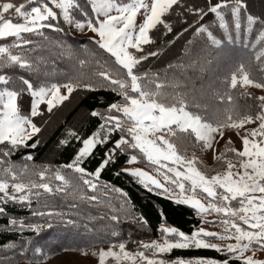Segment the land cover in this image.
Returning a JSON list of instances; mask_svg holds the SVG:
<instances>
[{"label":"snow or ice","instance_id":"obj_1","mask_svg":"<svg viewBox=\"0 0 264 264\" xmlns=\"http://www.w3.org/2000/svg\"><path fill=\"white\" fill-rule=\"evenodd\" d=\"M260 5L255 11L254 0H0V233L33 234L0 244V264L17 257L45 264L42 233L57 228L99 234L87 246L63 248L95 257L96 264H264V94L249 91L264 90V78L254 76L264 73V0ZM88 33L94 47L85 45L81 57L68 40ZM181 39L175 62L152 65ZM228 49L243 55L218 76L222 90L209 85L223 106L210 110L190 82L218 74ZM57 59L75 60L76 71L53 82ZM78 90H104L117 99L88 113L97 118L90 135L69 130L59 141L80 142L70 162L37 164L32 153L22 154L41 143L34 119L43 117L41 106L51 113ZM236 94L245 98L243 111ZM228 130L240 147L228 137L217 149ZM97 150L103 155L90 171L86 164ZM208 151L211 167L202 159ZM121 155L125 164L144 162L152 171L123 167L115 175L190 206L201 226L185 233L162 222L159 239L149 241L125 233V225L146 229L148 221L128 192L101 180ZM18 209L29 215H16ZM103 243L108 246L97 247ZM174 249H211L225 258L171 259Z\"/></svg>","mask_w":264,"mask_h":264},{"label":"trees","instance_id":"obj_2","mask_svg":"<svg viewBox=\"0 0 264 264\" xmlns=\"http://www.w3.org/2000/svg\"><path fill=\"white\" fill-rule=\"evenodd\" d=\"M212 2L215 3L216 0H212ZM260 6V0H254V10L259 11ZM188 38L190 39L191 37ZM163 39L166 38H162L161 41H158V43H162ZM68 42L78 50L77 54L81 57L87 55L86 52L80 51L84 48L85 45H87L89 49H92L94 47L88 39H79L75 36L70 38ZM184 43L185 41L183 39L178 41L176 45L171 47V49L165 50L159 60L154 59L152 61V65L156 68L162 69L166 66L167 63L175 62L178 56L181 55L183 51L182 45ZM231 50L228 51V55L229 59L232 60L231 64L233 65L238 60L235 56L236 51L239 52V58L243 55V53H241L238 49ZM43 54L49 59L53 57L52 53L45 52ZM101 58H104L103 55ZM109 63H111V61H109ZM52 67L53 66L51 64L48 65L49 70H51ZM55 68L57 70V73L53 78V82L63 80L65 78L63 73L70 74L76 71L75 60L68 61L66 59H57ZM222 71L223 72L219 71L218 74H215L217 79L215 80L214 85L210 84L209 82L210 73L206 76L200 77V80L197 76H193L192 81L190 82V85L194 84L197 88L198 95L202 94L204 102H207L210 105V110L213 107H223L222 105L216 104V102L212 98L211 90L209 89V85H211L213 88L222 90L221 86L217 82L218 76L222 77L227 72L225 68ZM220 73H222V75H220ZM263 75L264 73H256L255 78L258 80L262 79ZM201 85L204 86L203 89H201ZM115 99H117L115 94L104 90L94 93L79 90L77 92H73L68 100L64 101L62 105L52 110V112H65L72 107V109L69 111L70 113H68L64 117V119L59 120L58 124L51 130V133H48L47 137L44 140H41V143L37 146L36 149H24L22 154H27L29 152L32 153L36 163H39L41 161L46 162L47 160H49L48 158H52L51 164H53L54 166L69 163L81 144L79 141L72 139L70 140L68 145L61 146L59 145V141L66 137L69 130L76 131L80 134L81 137H87L88 135H90L97 126V118L90 117L88 113L96 108H103V106ZM22 100L25 108H28L30 106V97L25 94L22 97ZM77 100L79 101V103L75 102ZM236 102L240 110L243 111L245 107V98L240 97L238 94H236ZM41 107L44 110L43 117H36L34 119L36 122H38L39 126L44 128L45 125L49 124L48 122L50 121V115L47 113V110L44 108V106ZM80 111H83L82 118L77 122H74ZM53 115L54 113L51 115V117ZM102 155L103 152L101 150H97L95 153V157L91 158L90 162L86 164L87 168L90 171L94 170L97 161L101 159ZM20 157L21 154H17L13 157V159L18 161ZM125 159L126 157L124 155H121L117 159V162L115 164L111 165L109 168H106L101 174V180L109 183L110 185H114L115 187L122 188L124 191L128 192L132 203L135 205V211L138 214H142L148 221V227L144 229L147 234H150L152 238H157L159 236V225L162 222L166 223V225L168 226L177 227L185 233H190L195 227L200 226L199 217L196 216L195 211L189 206L177 204L173 200L158 196L155 193H148L125 173H121L119 176L115 175L117 171L127 165L124 163ZM161 212H163V220L161 219ZM15 214L21 217L29 215L27 210L19 209L15 211ZM3 223H5V220L3 218H0V224ZM29 235L30 233H24L23 237H21L17 233H0V244L10 241L19 242L22 238H25ZM168 257L171 259H175L177 257H181L184 259H192L198 257L209 259L225 258L222 253H217L216 251L211 249H174L173 252L168 255ZM236 264H238V262H236Z\"/></svg>","mask_w":264,"mask_h":264},{"label":"rangeland","instance_id":"obj_3","mask_svg":"<svg viewBox=\"0 0 264 264\" xmlns=\"http://www.w3.org/2000/svg\"><path fill=\"white\" fill-rule=\"evenodd\" d=\"M89 35H91V33H88L86 35L76 34L74 36L79 38V39H88L87 37ZM229 50H231V49L226 50L225 53L222 54L221 67L219 70L221 72H223L222 70L224 68L226 69V71H228L231 67L234 66V64L233 65L231 64L232 60L229 59V55H228ZM238 53H239L238 51H236V53H235L236 59H239ZM256 73H261V72H259L258 70H254V76H256ZM220 75H222V73H220ZM198 78H199V80L201 79L200 77H198ZM263 78H264V75H263ZM216 79H217L216 75L214 73H210V75H209L210 84L214 85ZM249 91L251 93H253L254 95L264 94V90H260V89L249 88ZM75 102L79 103L78 100ZM71 109H72V107H71ZM71 109L69 108L65 112H51V113L47 112L50 115V121L48 122L49 124H47L48 126L45 125V127L42 128V132L39 134L41 140H44L47 137L48 133L49 134L51 133V130L58 124L59 120L64 119V117L68 113H70L69 111ZM215 109H216V107H213L211 110H215ZM53 113H54V115L51 117V115ZM82 116H83V111H80V113H78L77 117L75 118L74 122H77L78 120H80L82 118ZM246 127H250V126H246ZM228 137L232 138L235 147H237V148L240 147L241 142L237 138L236 134L233 131L228 130L225 133L224 139L220 140L219 144L217 145V149H219L225 143V141L227 140ZM197 155H200V153L197 152ZM48 159L49 160H47L46 162L41 161L37 164H51L52 158H48ZM202 159L204 160V162L208 166H210V167L213 166L214 161H213L211 151L205 152L202 156ZM124 167H141V168H144L146 171H150V172L152 171V169L148 168L144 162H141L139 164H134V165H125ZM153 174H155V173H153ZM55 203L59 204L60 202L56 201ZM81 210L82 211L86 210V207L84 205H81ZM93 214H95V212H93ZM209 219L210 220L214 219V217H209ZM204 226L209 227L208 225H204ZM210 230L219 231L220 229L219 228H211ZM124 232L125 233L131 232L132 233V239H134V240L149 241L151 239H159V236H160V233H159V236L157 238H152L151 235L147 234L144 229H134V228L129 227L128 225L124 226ZM138 232H139V235H138ZM25 233H29V232H25ZM32 236H33V234L30 233V235L25 237L24 239L30 238ZM42 236H43V239L40 241V243L45 246L46 251L49 253V258L45 261V264H96V258L95 257L83 256L78 251L77 252H71V251L70 252H64L63 248L64 247H84V246H87V245L91 244L93 241L101 239L102 237L99 234H97L96 236H80V235H76V234H66L62 229L57 228L55 230H48L47 232L42 233ZM100 246L107 247L108 245H107V243L97 244V247H100ZM129 247H135V245L129 244ZM3 255H5V253L0 251V256H3ZM7 255L11 256L12 253H7ZM29 255H31V253H29ZM14 264H26V261L23 258L17 257Z\"/></svg>","mask_w":264,"mask_h":264}]
</instances>
